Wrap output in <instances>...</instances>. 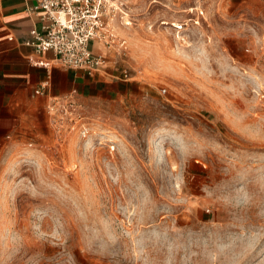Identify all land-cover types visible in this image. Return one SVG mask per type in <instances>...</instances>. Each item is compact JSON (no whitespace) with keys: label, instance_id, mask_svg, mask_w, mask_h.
Masks as SVG:
<instances>
[{"label":"rangeland","instance_id":"374dc122","mask_svg":"<svg viewBox=\"0 0 264 264\" xmlns=\"http://www.w3.org/2000/svg\"><path fill=\"white\" fill-rule=\"evenodd\" d=\"M114 4L123 86L0 143V264H264V7Z\"/></svg>","mask_w":264,"mask_h":264},{"label":"crops","instance_id":"0c3cea01","mask_svg":"<svg viewBox=\"0 0 264 264\" xmlns=\"http://www.w3.org/2000/svg\"><path fill=\"white\" fill-rule=\"evenodd\" d=\"M251 1L264 7V0ZM35 6L34 0H0V143L27 131L43 135L50 127L47 104L52 96L70 95L81 102L123 86L107 77L53 65L51 51L37 55L27 46L30 30L40 25ZM99 42H91L95 53ZM31 55L41 57L48 66L31 64ZM42 83L46 86L40 89Z\"/></svg>","mask_w":264,"mask_h":264},{"label":"built area","instance_id":"2783aa9c","mask_svg":"<svg viewBox=\"0 0 264 264\" xmlns=\"http://www.w3.org/2000/svg\"><path fill=\"white\" fill-rule=\"evenodd\" d=\"M40 20L39 28L30 30L25 41L37 55L51 51L52 64L66 69L95 74L105 67V56L93 52L92 41L110 45L114 41L112 31L113 12L118 9L114 0H34ZM35 9L30 8V12ZM35 12V11H34ZM124 42L121 43V45ZM35 66H48L39 56L29 57ZM123 78L127 80L126 73ZM46 83L40 85V89ZM40 91V90H39ZM50 123L58 132L65 126L80 123V105L70 95L52 96L47 104ZM85 136L86 129L81 126Z\"/></svg>","mask_w":264,"mask_h":264}]
</instances>
